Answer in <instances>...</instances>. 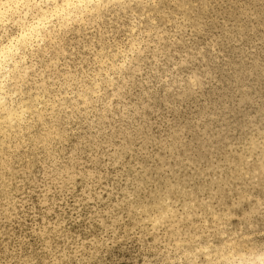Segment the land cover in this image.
Returning <instances> with one entry per match:
<instances>
[{
    "label": "rangeland",
    "instance_id": "1",
    "mask_svg": "<svg viewBox=\"0 0 264 264\" xmlns=\"http://www.w3.org/2000/svg\"><path fill=\"white\" fill-rule=\"evenodd\" d=\"M76 17H54L5 82L24 115L0 112V264L264 253V0Z\"/></svg>",
    "mask_w": 264,
    "mask_h": 264
},
{
    "label": "bare ground",
    "instance_id": "2",
    "mask_svg": "<svg viewBox=\"0 0 264 264\" xmlns=\"http://www.w3.org/2000/svg\"><path fill=\"white\" fill-rule=\"evenodd\" d=\"M131 1L132 0H2L5 5L11 4L12 8L11 10L7 8L0 9V13H2V15H0V26L2 25L5 27L7 23L12 22L18 24V26H15L19 29V33L15 35L3 36L1 34L0 39V112H4L2 116L3 123L19 119L24 115L23 109L17 112L16 109L7 105L11 103L7 101L9 94L5 91V82L6 80L13 82L15 77L13 78L11 75L19 73L17 71H24V60L26 58V56L23 55L24 52L29 53L35 48L40 38H42L41 32L48 35L53 32L55 22L53 23L52 19L54 17L58 20V25L62 23L65 25L66 22L71 19L73 20V17L75 18L78 14L87 13V11H93L100 7L103 8L106 4L119 3L123 5ZM17 3L21 4L19 9L15 7ZM3 33H6V31ZM3 39H5L4 42ZM20 73H22V71ZM262 168L264 169V167ZM229 242L231 241H228V243ZM218 249L214 250V254L209 252L210 248L202 247L200 252H202L201 254L204 256V261L208 263L215 262L217 264H264V253H254L251 252V250L236 252V250L232 248H229L227 251L221 249L219 256L216 259L212 258L213 254V256L218 255Z\"/></svg>",
    "mask_w": 264,
    "mask_h": 264
},
{
    "label": "snow or ice",
    "instance_id": "3",
    "mask_svg": "<svg viewBox=\"0 0 264 264\" xmlns=\"http://www.w3.org/2000/svg\"><path fill=\"white\" fill-rule=\"evenodd\" d=\"M25 6H27V5H25ZM15 7H16L17 9H19V8L21 7V4H20V3H17V4L15 5ZM2 8H7L8 10H11L12 5H11V4L5 5V4L2 2V0H0V9H2ZM0 15H2V13H0Z\"/></svg>",
    "mask_w": 264,
    "mask_h": 264
}]
</instances>
